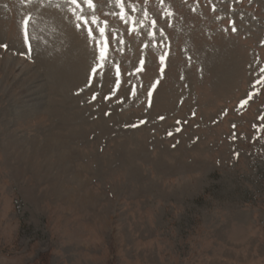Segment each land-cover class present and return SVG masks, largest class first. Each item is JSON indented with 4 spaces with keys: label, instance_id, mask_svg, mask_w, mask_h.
I'll return each instance as SVG.
<instances>
[{
    "label": "rangeland",
    "instance_id": "obj_1",
    "mask_svg": "<svg viewBox=\"0 0 264 264\" xmlns=\"http://www.w3.org/2000/svg\"><path fill=\"white\" fill-rule=\"evenodd\" d=\"M121 2L0 0V264H264V0ZM42 133L73 173L7 157Z\"/></svg>",
    "mask_w": 264,
    "mask_h": 264
},
{
    "label": "bare ground",
    "instance_id": "obj_2",
    "mask_svg": "<svg viewBox=\"0 0 264 264\" xmlns=\"http://www.w3.org/2000/svg\"><path fill=\"white\" fill-rule=\"evenodd\" d=\"M29 74L30 72L27 71L24 76H27ZM29 83H32V81H29L28 84ZM14 84L16 85L15 90L12 91L11 95L12 97H14V99H16L14 111H15V122L17 123V125L22 126L23 124H27V122L30 125L33 119L38 120L39 118L43 116L44 118H47V119H54L52 117H55V118L60 117L59 115L60 113L55 114L51 112L50 110H48L47 103L44 102L45 99H51V96L48 95L49 93L48 86L46 87V85H42L41 91H40L41 93L38 94L36 92L37 93L36 94L35 91L41 86L40 83H38L39 85L38 84L35 85L33 83L31 86H28V87L26 86L27 83L20 85L19 82H16ZM38 95H42V98L40 100L34 98ZM41 103L42 105L36 108V105L41 104ZM41 136H42V139H44L45 142H47L46 144L41 145L39 141H35L33 139L31 141H28L27 143V147L30 146L32 148L30 150L32 152V155L35 156L37 152H41L43 157L46 154L48 155L47 159L46 158L40 159L42 161L41 165L37 163L39 160H37L36 157L32 155L28 157L25 156V153L23 151L27 150L26 149L27 147L24 148L26 142L24 143V140H20L16 137H11L9 142L5 146V152H6L7 157L12 160L18 159L20 162L27 164L30 170H32L33 172H37L39 169L40 170L42 169L43 165H45L46 167H49L48 162H50L54 156H57L58 158L57 167L58 168H55L56 172L58 174H68L67 173L68 171L70 172V174L73 173L72 169L68 167V163H66L67 159L65 157V152H61L58 150V147L61 144L55 141V139H52L50 134L42 133ZM62 164H64L63 168H60ZM46 169L48 170V168ZM48 171H51V170L49 169ZM74 181H75L74 179L70 178L68 182H74Z\"/></svg>",
    "mask_w": 264,
    "mask_h": 264
},
{
    "label": "snow or ice",
    "instance_id": "obj_3",
    "mask_svg": "<svg viewBox=\"0 0 264 264\" xmlns=\"http://www.w3.org/2000/svg\"><path fill=\"white\" fill-rule=\"evenodd\" d=\"M27 2L31 3L32 0H27ZM85 2L87 3L89 9L93 8V0H85ZM65 3L68 4L69 6L75 5L77 8L80 7V5L78 3V0H65ZM117 3L120 4V7L122 9V15H123V3L121 2V0H117ZM72 11L75 13V8H73ZM76 19H77V21H80V20H83L84 17L82 15L77 14L76 15ZM91 22L93 24L97 23L95 15L92 16ZM85 23H87L86 20H85ZM152 23L155 24V21H153ZM29 24H30V18H26V19L23 20V30H22V32H23V40H24V44L27 46V51L20 53L21 56H27V57H30L31 54H32V51H33L32 45L30 43L31 37H30V33H29ZM76 27H80V24L77 23ZM232 30L235 31L236 29L233 28ZM99 32H100L101 37H104L105 28L104 27H100L99 28ZM88 35L90 37L92 36V29L91 28L88 29ZM121 43H123V41H121ZM97 44L99 45L100 41H97ZM0 47L7 48V45H0ZM166 55H167V53H165L164 55H162L160 57V60H161L162 64L164 62V59H165ZM106 56H107V42L105 40L104 43H103V46L100 47V53H99V58L98 59L101 61V63L98 65V67H100V68L103 67V62L105 61ZM141 64H143V61H141ZM139 70L140 69H138V71ZM92 71L95 73L96 72V68H93ZM260 71L264 72V68H261ZM116 75H117V77H119V75H120L118 67H117V70H116ZM262 80H264V77H262L261 80H257L256 84H260ZM117 84H119V80H117ZM153 87H155V85H153ZM149 94H151V93H149ZM93 98H95V97H93ZM249 98H251V95L249 96ZM246 103H247V100L241 101V106H243Z\"/></svg>",
    "mask_w": 264,
    "mask_h": 264
}]
</instances>
